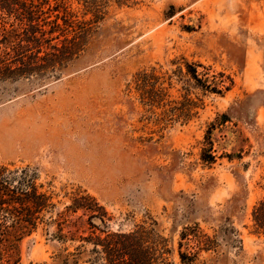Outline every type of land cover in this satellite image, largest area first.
<instances>
[{
  "label": "rangeland",
  "instance_id": "1",
  "mask_svg": "<svg viewBox=\"0 0 264 264\" xmlns=\"http://www.w3.org/2000/svg\"><path fill=\"white\" fill-rule=\"evenodd\" d=\"M34 1L63 27L65 10L76 26L95 21L88 0ZM98 4L102 19L77 59L53 74L0 83V164L34 177L54 205L33 234L7 244L19 264H88L95 247L80 237L92 235L90 214L67 213L78 193L102 208L92 220L98 234L156 229L174 264L182 232L194 228L214 243L197 264H264V235L253 221L264 199V0ZM19 24L0 10V34ZM187 65L221 94L196 87ZM153 70L167 88L157 108L134 89L135 77ZM185 98L197 104L187 123L178 119ZM212 124L217 160L208 164ZM63 212L66 242L55 222ZM183 243V251L195 246Z\"/></svg>",
  "mask_w": 264,
  "mask_h": 264
},
{
  "label": "trees",
  "instance_id": "2",
  "mask_svg": "<svg viewBox=\"0 0 264 264\" xmlns=\"http://www.w3.org/2000/svg\"><path fill=\"white\" fill-rule=\"evenodd\" d=\"M86 3L95 16V21H84L76 26L65 10L62 18L65 28L59 23L60 17L55 20L46 17V3H36L34 0H0V10L15 15L20 22L18 29H4L5 33L0 34V83L21 77L53 74L77 59L87 47L88 37L93 31L92 25L102 19L98 0H88ZM56 33L60 34L54 37ZM69 34L73 36L69 37ZM187 66L188 73L193 76L191 81H194L196 87L221 94L215 84H209L207 80L198 77L197 71L190 65ZM134 89L144 105L150 108L159 107L167 97V88L162 87L160 77H156L154 70L151 74L139 73L134 79ZM185 99L188 106L184 107L178 119L187 123L197 115L194 113L197 104L191 99ZM169 112L174 113L175 109ZM174 116L175 114L172 115ZM215 126L216 124H212L207 132L202 154V161L208 164L217 160L211 139ZM53 208L52 196L40 191L34 177L29 176L26 171L11 172L0 164V264H19L15 244H7L10 241L19 242L33 234L43 222V215ZM101 210L95 198L80 193L76 194L73 203L67 207V213L84 211L85 215L90 214L88 224L93 230L92 235L80 237L95 247L88 264H174L169 260L172 251L168 249V240L156 229L139 225L129 233L100 231L98 234L99 229L92 220L97 217L94 214ZM100 219L104 222L102 217ZM253 221L255 233L264 235V199L254 208ZM55 222L58 226V239L66 242L68 235L65 229L70 223L66 213L58 214ZM184 241H193L195 246L189 245L183 251ZM213 244L199 229H185L179 243L181 264H197L202 251L212 250ZM68 261L69 258L64 264H69Z\"/></svg>",
  "mask_w": 264,
  "mask_h": 264
}]
</instances>
